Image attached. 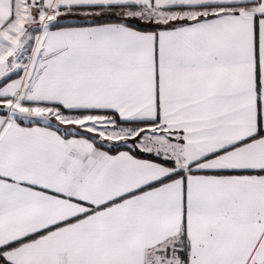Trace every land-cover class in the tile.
Listing matches in <instances>:
<instances>
[{
	"label": "snow or ice",
	"instance_id": "obj_1",
	"mask_svg": "<svg viewBox=\"0 0 264 264\" xmlns=\"http://www.w3.org/2000/svg\"><path fill=\"white\" fill-rule=\"evenodd\" d=\"M0 264H264V0H0Z\"/></svg>",
	"mask_w": 264,
	"mask_h": 264
}]
</instances>
